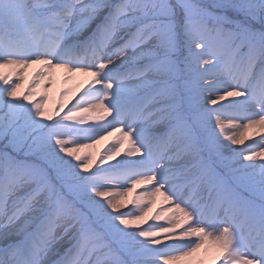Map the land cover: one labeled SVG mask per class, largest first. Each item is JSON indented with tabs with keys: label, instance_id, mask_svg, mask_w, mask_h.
Wrapping results in <instances>:
<instances>
[{
	"label": "snow or ice",
	"instance_id": "1",
	"mask_svg": "<svg viewBox=\"0 0 264 264\" xmlns=\"http://www.w3.org/2000/svg\"><path fill=\"white\" fill-rule=\"evenodd\" d=\"M0 264H264V0H0Z\"/></svg>",
	"mask_w": 264,
	"mask_h": 264
},
{
	"label": "rangeland",
	"instance_id": "2",
	"mask_svg": "<svg viewBox=\"0 0 264 264\" xmlns=\"http://www.w3.org/2000/svg\"><path fill=\"white\" fill-rule=\"evenodd\" d=\"M62 75H63L62 73H58V74H57V84H56V86H55V88H54V90H53V99H55V96H56V89H58V88L60 87L59 80H60V77H61ZM82 79H85V77H78V80H82ZM49 106L51 107V103H50ZM111 139H113V137H106L105 140H103V141H101L100 143L94 145L91 149H86L85 151H90V152H92V153H96L97 150L101 149V148L103 147V145H104L105 143H107V142H108L109 140H111ZM86 142H87V141H84V140L81 141V143H86ZM246 144H248V145H252V141H246ZM233 147H243V146H241V145H237V146H233ZM255 150H256V151H259L260 148H255ZM160 200H161V198H160V197H157L156 205H153V210L155 209V207H156L157 205L160 204ZM122 210H125V211H126V209H122ZM166 226H167V225H166Z\"/></svg>",
	"mask_w": 264,
	"mask_h": 264
}]
</instances>
